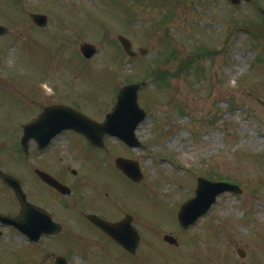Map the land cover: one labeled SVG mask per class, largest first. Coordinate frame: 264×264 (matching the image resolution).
<instances>
[{
    "label": "rangeland",
    "instance_id": "1",
    "mask_svg": "<svg viewBox=\"0 0 264 264\" xmlns=\"http://www.w3.org/2000/svg\"><path fill=\"white\" fill-rule=\"evenodd\" d=\"M262 11L264 0L237 8L226 0H0V25L10 32L0 38V76L12 81L0 86V117L18 120L21 107L41 102L40 90L49 93L45 85L55 95L47 103L73 104L101 122L121 87L146 80L137 97L146 113L135 132L138 148L106 136L104 148L94 149L76 134L68 136L71 151L64 135L55 144L61 168L76 171L68 180L89 183L82 201L115 223L131 217L142 241L131 259L100 239L76 254L71 235L59 248L70 264H264V107L256 100L264 103ZM35 13L47 16L44 29L32 26ZM118 35L131 42L133 59ZM82 43L96 50L87 61L78 51ZM188 58L203 75L179 68ZM160 70L169 84L158 89L152 77ZM118 157L137 162L140 184L115 168ZM0 161L36 187L13 152L0 153ZM197 177L228 180L242 192L219 195L184 231L177 214L193 198ZM11 207L0 192V211ZM165 234L179 246L162 242ZM2 248L0 264H53L46 251L8 255Z\"/></svg>",
    "mask_w": 264,
    "mask_h": 264
},
{
    "label": "flooded vegetation",
    "instance_id": "2",
    "mask_svg": "<svg viewBox=\"0 0 264 264\" xmlns=\"http://www.w3.org/2000/svg\"><path fill=\"white\" fill-rule=\"evenodd\" d=\"M7 32L10 33L9 31ZM8 33L4 36H7ZM7 80L11 81L8 77L3 79L0 76V86L10 88L11 86L7 83ZM19 86L22 89V86ZM41 88L43 89V87ZM40 93L43 96L41 102L28 103V105L21 107L18 111L19 114L14 116H19L18 120H11L10 115L0 117V153L3 152L1 149H6V147L8 157L9 151L15 155L22 153L25 169L30 172L31 180H34L33 183L36 186L28 188V182L25 185L22 183L24 186L22 190L26 194V200L32 205V209L28 212L30 223L24 224L23 228L29 231L31 235L27 236L24 231L22 232L23 228H21V224L8 226L0 222V246L3 247L2 249H5L8 255L24 251H46L49 254V258H52L53 264H55L56 255L63 256L66 259V264H70L71 258L66 257L69 253H61L59 248L61 246L66 248L70 236L74 235L78 247L71 248L73 251L83 248L86 254L88 247L86 245L88 243H95L93 240L100 239L105 244H111L120 248L123 254L129 256L131 259L136 258V252L141 247L140 242L142 241L138 232L132 228V223L130 226L126 223L115 225L118 223L116 222L115 224L108 225L102 222L104 229L99 225H94L89 219V215L97 216L107 223H114L115 221L108 216L96 212L92 204H85L86 202L82 201L80 192L84 191L83 188L89 183H84L81 180H68L69 172L71 175H76V172L61 168L59 161L56 159L55 144L60 141L58 139L64 135L63 138H67L69 141L68 148L66 147V149L71 151V140L68 136L76 133L63 131L62 134L52 136L54 132L47 126L44 129L41 127L25 129L34 120L38 119L39 114L45 109L58 104L57 102H46L49 97H55L54 92L50 91L45 94L40 90ZM63 104L66 103L64 102ZM44 122L48 121L45 120ZM77 136L79 137V135ZM21 138L26 140L23 147L25 151H23L20 145ZM48 141V145L43 146ZM41 142H43L42 145ZM36 170L46 173V175L60 185L52 186L48 182L40 180L35 172ZM2 185L5 190H0V192L7 195L12 207L9 210L0 212L5 216L19 218L22 212L15 194H13L12 189L8 190L3 183ZM90 195L95 197L97 193ZM122 240L129 243L130 252L124 248L125 244H123ZM75 252L76 254L78 252L82 253L81 251Z\"/></svg>",
    "mask_w": 264,
    "mask_h": 264
},
{
    "label": "water",
    "instance_id": "3",
    "mask_svg": "<svg viewBox=\"0 0 264 264\" xmlns=\"http://www.w3.org/2000/svg\"><path fill=\"white\" fill-rule=\"evenodd\" d=\"M230 1L232 5L238 6L242 0H227ZM251 2V0H245ZM37 24L43 26L46 23L44 18L35 15L32 16ZM5 33V29L0 27V35ZM122 48L125 52L134 57L132 52L130 42L125 38H119ZM80 51L86 59L91 58L95 54L96 50L92 45L84 44L80 47ZM145 84H132L121 88L118 92L115 106L106 115L105 121L102 124H97L89 120L85 115H81L74 109H70L64 106L61 107H50V109L44 111L37 121L30 124L25 129L30 127H41L44 129L45 126L53 127L57 131H62L63 129H73L81 135L87 137L92 145L101 147L103 144V139L105 135L117 136L123 143L130 147H138L134 132L142 122L146 113L139 107L137 102V93L140 88ZM48 122H44L45 120ZM116 166L120 168L123 173L128 177L132 178L134 181H140L142 179L140 170L137 164L131 161H126L121 158L116 160ZM4 178L5 183L12 186L15 189V194H17L18 199L23 206L27 208L28 204L25 202V196L20 191L19 183L13 180H8L9 177L1 173ZM231 192L234 194L241 193L239 186H235L229 183L216 182L212 183L207 179L198 178L197 179V189L195 190V198L189 200L181 206L180 211L177 216L180 226L183 229L194 225L198 218L204 216L207 211L215 204L217 197L220 194ZM3 221L7 224H13L14 220L7 217H1ZM126 224H129L126 223ZM104 228V225H101ZM164 240L170 243H176L170 236H164ZM120 241V240H119ZM123 244L129 249V243L122 240ZM61 259H58L56 264H62Z\"/></svg>",
    "mask_w": 264,
    "mask_h": 264
},
{
    "label": "trees",
    "instance_id": "4",
    "mask_svg": "<svg viewBox=\"0 0 264 264\" xmlns=\"http://www.w3.org/2000/svg\"><path fill=\"white\" fill-rule=\"evenodd\" d=\"M253 36H255V34H253ZM209 54L210 53H205V55H209ZM193 63H194V61L191 58H188V60H185V61L180 60L178 62L179 68H182L183 71L186 73V75L190 73V76L193 75L196 78L199 77L200 75H203V74L199 73L200 72V66L196 63L193 65ZM178 64H177V66H178ZM152 79L157 81L158 89L161 86H168V84H169V83H166V82H168L169 79L165 76L164 71H161V70L155 72L154 77H152Z\"/></svg>",
    "mask_w": 264,
    "mask_h": 264
}]
</instances>
